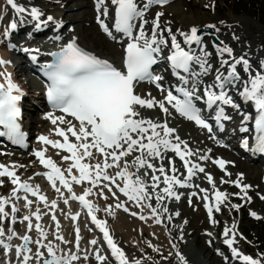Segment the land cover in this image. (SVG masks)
<instances>
[{"label":"snow or ice","instance_id":"snow-or-ice-1","mask_svg":"<svg viewBox=\"0 0 264 264\" xmlns=\"http://www.w3.org/2000/svg\"><path fill=\"white\" fill-rule=\"evenodd\" d=\"M167 2L168 0H144L141 4L139 0H110L111 5L115 6L114 29L116 32L123 33L130 41L125 49L122 68H117L108 60L85 51L77 45L75 39L62 47L58 53H54V63L46 66V74L50 81L47 89L49 102L54 109H58L77 121L78 126L72 121L66 120L64 116L54 118L49 114L47 118L51 120L52 124L56 125L59 121V124L67 126L63 129L60 127L55 129V134L62 137L63 142L51 140L43 135L39 137V141L43 144L70 153V156L62 157L64 161L69 159L72 161L67 169L62 171L51 158H46V150L38 151L35 155L45 168L51 170L47 174V179L56 191H60L59 188H56V182L59 181L60 185L71 194V199L78 200L82 207L88 210L92 223L103 232L104 239L119 264H128V260L125 253L113 241L106 228V222L97 219L95 212L99 209L86 199V197L93 194L92 189L97 187L101 180L115 183L116 178L119 177L124 182L122 187L117 185L119 191L139 207L151 208V214L156 223H161L160 212H167L166 207H161L162 201L166 196L175 197L179 200L180 196L172 191L173 185L185 187L187 186V180L181 181L174 175L178 168L171 160H169V164L173 175H168L163 165L157 168L149 162V158L162 159L164 152L171 151L183 161V167L187 169L188 179H191L196 171H205L199 164L191 163L186 158L194 155V153L189 149L187 142L181 140L178 135H175L174 139L172 138L175 133L174 128L169 127L166 121H153L150 118L142 117L138 108L152 109L158 107L163 113L169 114V109L165 105H171L181 116L194 121L198 126L207 129L211 133L212 127L205 122V119L201 116V110L193 102L194 99L203 100L208 109H213L216 106L215 120L219 129L223 131L224 125L221 121L229 120L231 117L225 114V109L221 105L231 106L234 109L239 108L232 96L228 94V89L235 88L243 100L246 103L250 102L255 110L254 115L244 114L243 123H250L251 127L242 126L241 131L251 133L255 142V147L252 149L254 152L264 153V61L260 62V69L253 72L248 59L243 56H233V50L230 47L217 46V54L220 57H224L226 54L230 59H221L220 68L216 69L214 81L204 86L203 96L196 95L198 88L189 89L183 86H177L174 89L183 97L182 99L174 95L173 90H167L164 99L160 101L151 97V94L145 98L136 93V85L142 81L155 82L157 88L162 92L165 91L159 83L163 78L151 71L152 66L158 62V56L163 52L162 46H169V40L164 37V31H167L170 37L171 54L168 55L167 59L174 75L178 77L183 85H188L193 76L197 78V82L202 83L199 77L208 75L212 70L209 60L211 53L206 50L203 37L198 35L199 29L197 27H192L188 33L178 30L179 35L183 37V44L188 46L187 50L182 47L181 42L177 40V34L173 33L171 28L160 30V16L163 13L156 14L152 21L151 34L146 33L144 25L148 21L144 17L148 8L153 3L163 5ZM6 3L18 14L28 12L37 21L42 15L35 8L29 11L18 5L16 0H6ZM101 8H103L101 14L107 17L106 0H97L98 13ZM47 19L51 21L52 17L49 16ZM137 21H140V23L137 24ZM97 22L100 24L101 29L109 37H112V31L100 19L99 15ZM10 27L15 29V22ZM206 27L215 28V25H207ZM216 30L219 31V29ZM193 45L197 46L198 51L192 48ZM4 63L5 61L0 60V64ZM238 65L242 66L246 78H242L241 73L237 70ZM225 67H227L226 74L225 71H222ZM196 68L199 69L198 72ZM0 75L3 74L0 73ZM6 80V85L0 83V126L6 129V132H0V136L6 134L15 142L20 143L23 139L18 123L20 116L18 102L21 99V92L18 86L12 83L10 77H7ZM217 89L219 91H216ZM69 134L75 138V142L70 141ZM243 147L246 149L249 147L248 139L243 140ZM92 149H95L103 157L102 162L96 164L82 163L86 158L93 157ZM136 151L140 155L136 156L130 164L125 162L123 168L116 173V176L108 174L107 169L114 166L120 168L119 162L121 159ZM207 158L206 156L201 157V159ZM214 163H218L221 169L225 167V161L223 160L214 161ZM131 167H135L137 170L140 168L151 169L153 173L151 180L154 183L148 185L137 173L129 171ZM73 168L79 172V177L72 175ZM0 169H3L0 171V176L7 175L13 178V184L19 186L17 190L22 189L26 193H31L32 196H37L39 201L47 206L48 201L45 196L39 195L38 188L34 189L28 183L21 182L14 172L7 170L6 166L0 165ZM65 172L71 177V182L80 184L82 181H88L92 187L85 189L82 195H76L73 193L71 182L66 178ZM156 172L163 175V183L166 187L162 189L163 194L156 192L155 197H153L152 192L148 189L151 187L154 192L159 187L160 176L156 175ZM147 174L145 172V175ZM207 179L210 184L213 183L211 175H208ZM237 186H240L239 183H237ZM103 187L112 192V188L108 184L103 185ZM213 189L215 190L214 184ZM245 189L246 186L241 191H245ZM201 191L205 192L204 199L208 200L207 191L204 189ZM99 194L105 199L108 198L104 196L103 192ZM214 195L216 210L219 211V205L225 200L226 194L214 191ZM153 198L156 201V206L146 203ZM7 203L8 200L0 198V214L5 216H7V213L4 211V206ZM64 203L67 204L68 200L65 199ZM31 204L32 201L28 200L27 205L30 206ZM56 206L55 201H53L51 208ZM205 206L211 217L213 208L207 204ZM116 207L120 208L123 205L117 204ZM124 210L128 211L127 208H124ZM12 211L15 212L17 209L13 207ZM108 211L111 214V210L108 209ZM132 215H136V213H132ZM252 215L255 216L256 214L252 213ZM35 216L37 220L40 219L38 212ZM140 218L146 219L143 216ZM23 219L29 221L28 230L31 231L33 225L30 217L25 216ZM52 219H56L55 215ZM72 219L76 220L77 216H73ZM35 227L40 236L46 239L47 234L41 229L40 225L36 224ZM57 227H59L58 221ZM76 232L78 247L80 239L78 228ZM3 234V230L0 229V236ZM224 235H229L228 229L225 230ZM8 238L12 239V236ZM22 239L25 246L18 249V254L31 251L30 248H27V245L32 243L31 238L25 235ZM57 239L63 241L62 236L57 235ZM35 243L47 250L49 258L44 260V264H71V261L78 259L75 255L57 256L56 250L51 244L44 245L40 241ZM226 243L231 246L233 239H228ZM91 244L95 245L96 241L92 240ZM233 254L240 255L236 249H233ZM37 255L42 256L43 253L38 252ZM177 255L182 264H186L185 258L179 253ZM29 259L30 257L25 255L23 264H27ZM97 259L102 261L104 258L97 254ZM243 261L244 264H260L259 260L248 256H244ZM136 264H139V261Z\"/></svg>","mask_w":264,"mask_h":264},{"label":"bare ground","instance_id":"bare-ground-1","mask_svg":"<svg viewBox=\"0 0 264 264\" xmlns=\"http://www.w3.org/2000/svg\"><path fill=\"white\" fill-rule=\"evenodd\" d=\"M44 0H16V3L24 8H28L30 11L31 9L35 8L39 10L42 15L40 18L45 17L44 20L39 19V21L35 20L32 18L28 12H25L24 14L27 16L28 20L31 21V23H27L26 21L24 22H18L16 21V15L18 14L15 10L9 7L8 4L5 2V0H0V58L5 61L4 66L0 68V73L4 74L7 73L8 76L10 77L12 83H14L17 86H20V88H26V86L29 85H35L33 81L30 79L26 82L23 86H21L20 82L18 83L17 75H21L24 73V70L27 69V66L23 65L25 62L29 61V53H35L34 50H40L43 51V46L42 44H39L38 41H36L37 38H39L43 33H46L47 28L50 26L55 27V26H61V31L59 32L58 36L64 38V35L68 37H73L76 42L84 47L86 50L98 55L99 57L108 60L110 63H112L114 66H119L123 60L124 52L122 50V47L115 42L110 45L106 46L104 43H102L97 37L94 35V31L90 29V32L88 35L83 34V30L81 28H74L75 31L70 32L68 29H63V25L65 24V19L61 17V12L63 9H67L69 7L68 3L71 0H58L57 2V7L56 9H51V8H46L44 4H41V2ZM173 0H168L167 4L165 6H161L160 4H155L154 3L148 8L146 15L144 17L145 20L148 21L147 24H145V31L147 34H151V29L153 27L152 21L154 20L155 16L157 13H163L162 16H160V30H165L166 28H171L173 33L177 34V40L181 42L182 46L188 47L187 45L183 44V37L179 35V31H183L185 33L190 32V29L192 27H197L198 29L202 28H207V25H215V28H210L213 30L215 33V37L219 40L220 46L224 47H230L233 50V56L235 57H241L244 56L247 59L249 57V62L252 65L253 72L257 71L260 69V58L264 57V52L261 53L260 55H255V48L256 46H252L250 49L252 50L249 53V50H237L235 48L236 46V41L237 39L235 36V32L239 31L240 25L238 19L235 15L229 14L227 15L228 18L231 19V24L224 25L222 23V18L219 17V15L216 13L215 7L212 5L213 0H195L199 5L202 7H210L212 9V12H204L201 10H196L192 11L190 8H188L186 5L182 4H173ZM139 2L142 4L144 0H139ZM26 3H30L26 5ZM41 4V5H39ZM83 4V2H82ZM81 4V5H82ZM106 5L108 8V12L111 14L112 10L114 9V5H111L110 0H106ZM43 6V7H42ZM77 6V5H76ZM84 7H88L89 10L87 11L86 14H91L95 20L97 19V14L100 16L102 15L101 13L103 12V8L100 9V12L98 13L97 11V0H88L85 4ZM69 8H73V5H71ZM74 15V14H73ZM51 16L52 20L49 21L47 18ZM69 20H79L78 17L74 16H69L67 17ZM104 22H107L109 19H104L101 18ZM84 23L89 24V18L84 20ZM15 22L16 27L15 29H12L10 25ZM244 22V21H242ZM54 23V24H53ZM86 24V25H88ZM138 24V22H137ZM239 25V26H238ZM35 27L32 30V33L28 34V37L24 39L23 45L20 42V37L17 38V40H12V37L10 35H16L18 33L24 34V33H29L31 31L28 28ZM70 26H73V24H69L67 27L69 28ZM237 27V28H235ZM216 29H219L217 31ZM159 31V30H158ZM24 32V33H23ZM164 37L169 40V46L168 47H163V52L161 53L163 58H167L168 54L171 53L170 49V37L168 36L167 31L163 32ZM21 36V35H20ZM114 36V39H118L120 41L124 40V37L122 36ZM204 40V44L206 46V50L211 53V56L209 57L210 63L212 65V70L210 73L206 76H201L199 77V80L202 81V83L197 82V78L193 76L194 80V88H198L199 90L196 92L197 96H203V89L204 86L207 84H211L214 79H215V74H216V69L220 68V61L221 59H230L227 57L225 54L224 57H220L217 54V47L213 46V44L210 42L209 37L207 36H202ZM67 41L66 39H64ZM19 41V42H18ZM28 42V43H27ZM33 44V46H32ZM26 45H29L26 50H23L22 48L25 47ZM219 46V47H220ZM35 47L37 49H35ZM193 49H197L196 45L192 46ZM11 49V50H10ZM264 49V48H263ZM13 51H19V54L22 55L23 52H25V55L22 56L23 62L22 63H17L11 58V53ZM258 52V50H256ZM262 51V50H261ZM259 50V53L261 52ZM38 53V51H37ZM249 55L248 57L246 55ZM258 54V53H257ZM217 59V65L213 64V60ZM24 68L22 69V67ZM195 67V66H194ZM227 71V67L224 68ZM222 69V71H224ZM17 70V71H15ZM237 70L241 73L242 78H246V74L243 72L242 66H237ZM196 71L198 72L199 69L196 68ZM28 74V73H27ZM226 74V73H225ZM30 75V74H29ZM3 75H0V77ZM27 76V75H26ZM25 76V77H26ZM31 76V75H30ZM32 77V76H31ZM25 79V78H24ZM175 79L169 80V82H173ZM23 91V89H22ZM216 91H219L218 89ZM237 91L235 88L228 89V94L232 96L234 102L239 105V108L237 110H233L232 107L230 109L232 112H229L228 110V116L231 117L230 122L225 124L223 131L219 129V127H216L211 133H204L200 129L195 128L191 122L188 121H183L180 118H175V116L172 115V112L169 108L168 105H165L169 109V114L163 113L158 107H154L152 109L148 108H138V111L140 112L141 116L144 118H150L153 121H160V122H167L168 126L171 128L175 129V133L173 134V139L175 135H178L181 140L187 142L189 149H191L194 153V155L190 157H186L187 159L190 160L191 163L199 164L201 167L204 168V172H199L196 171L195 174L191 179H188L187 176V171H185L182 167L181 160L179 159L180 163L178 162V156L175 155V153L171 151H167L163 153V158H157V159H151L149 158V162L154 164L157 168L163 165L165 167L166 173L168 175H173L171 172V165L169 164V160L172 161L173 164L178 168V171L174 174L178 179L181 181L187 180V186L185 187H180L179 185H173L172 191L175 192L177 195L180 196V199L177 200L175 197H165L164 200L162 201L161 207H166L167 212H160L161 216V223H156L155 218L151 214V208L148 207H139L134 201H129L127 197H125L120 191L117 185L120 187L123 186V181L117 177L115 183H110L109 181H103L101 180L99 182V185L97 187H94L92 189L93 194L86 197V199L92 203L96 208L99 210L95 212V215L98 220H102L99 215V212H103L105 218L102 221H107L106 217L108 215H112L113 213L116 214V221H117V226L116 227H109L106 222V228L108 229L110 235L113 238V241L115 244L124 252L125 249L127 248L128 245L126 244H120L119 243V235L122 233L126 239H128L129 246L132 248L140 246L141 249L144 250V247L142 245H139L138 242H142L143 240L146 239V236L142 234L143 230L147 231L148 238L152 240V242H162L164 244V249L165 251L169 252L171 255L179 253L182 255L185 260L188 258H191V255L194 254L196 258L199 259L200 256H202L204 253L210 254L211 257H209L210 263H217L218 264H223L224 261L219 259L218 253L216 249H226L229 247V245L226 243L228 239H233L232 246L234 248L238 247L240 245L241 237L236 234V231H230L229 229V235L225 236L224 233L225 231L220 230V226L222 224V221L219 219L217 216L218 211L216 210V201H215V195L214 191H220L226 194L225 200L220 203L219 205V212H222V207L225 205L226 202H230L235 198H244L247 199L245 193L246 191L251 193L252 189H250L246 185H242V188L246 189L245 191H241L242 194L235 195L233 194L234 190H237V187L232 185L228 186V178H220L221 176H224L226 172H229L231 176L234 178L230 180H233V184L242 183V181L245 180H252L255 181L254 175L259 173V167H253L251 165H248L242 161H240L239 158L236 156L243 157L245 160L248 162H254L257 161V158L262 159V155L264 153H258L254 152L251 155H244L239 152V150L234 146L233 144H230L232 139L236 136H241V137H248L249 136V142L252 145V149L255 147V142L252 139L251 133H245L241 131V127H251V124H244L243 123V117L244 114H247L249 111V107L246 104H242L240 101V98L238 95L236 96ZM136 93L141 95L142 97L147 98L149 94H151V97L155 98L157 101L163 100L162 99V92H158L155 89H147L144 88L143 85H138L136 86ZM22 94V93H21ZM40 93L35 92L34 96L36 95L39 96ZM30 102L31 99H29ZM202 105L203 107H206L205 103L203 100L197 101ZM239 102V104H238ZM23 106V105H22ZM31 106V104H30ZM223 107V105H221ZM18 107L21 108V104L18 105ZM33 107L29 110H31ZM207 108V107H206ZM27 112L29 111L26 109ZM212 109H208L205 112H208ZM29 113V112H28ZM29 115V114H28ZM44 119L41 118H35L32 117L30 120H34L32 122H26L27 127H28V133L31 138V141L35 140V135L34 131L39 132L36 135V142L41 145V143L38 141V137L41 135H53V124L50 119H48L47 115L43 114ZM34 122V123H33ZM39 124V127L36 128L35 126ZM78 126V125H77ZM50 128V129H49ZM244 134V135H243ZM240 137V138H241ZM237 140V143L239 139ZM75 141V138H73ZM224 145H229L230 150L225 151L222 150L221 146ZM49 150L48 154L52 157L55 158L54 162L60 166L63 170L67 169L72 161L69 159L68 161H64L62 157H64L63 154L60 153L61 149L54 148L52 146H49L47 148ZM95 149H93L94 151ZM96 151V150H95ZM163 151V150H162ZM59 153V154H58ZM98 154V153H97ZM214 156H212V155ZM140 153L138 151L133 152L131 155L124 157L121 159L120 163V168L117 167H111L107 169V172L110 176H116V173L120 171L125 162H128L129 164L135 159L136 156H139ZM31 156V155H30ZM202 156L208 157L207 159H201ZM256 156V158H254ZM95 157L96 154H95ZM95 157H92L90 159L86 158L85 160L82 161V163H90V164H96L97 162H102L103 157L99 155L96 160ZM5 155H2L0 153V160L4 159ZM211 158H213V161H218V160H223L225 161V167L224 169H221L217 163H214L213 165L211 164ZM34 159L33 156L28 159V161L33 162V164H30L31 170L29 171L30 173L28 174V177H24L21 175L22 171L25 170V168L29 165L25 164L24 166L20 165V162H16L15 160H7V162H3L1 165H7L12 167L13 169L17 170V177H19L21 182H26L28 183L32 188L39 189V186L36 187L35 183H29L32 182L35 177L39 175L38 170L34 164ZM256 159V160H255ZM10 162V163H8ZM13 162V163H11ZM29 164V163H28ZM29 168V167H28ZM264 169V163L263 167ZM29 170V169H28ZM1 171V169H0ZM130 172L137 173V175L148 185H151L154 183L151 180V175L152 170L151 169H146V168H140L137 170L135 167L129 168ZM145 172L148 174L145 175ZM24 173V172H23ZM68 179L71 182V177L65 172ZM140 173V174H139ZM222 173V175L219 176V174ZM264 174V170L262 171ZM156 175L160 176V181H159V187L155 189L153 192L151 187H149L148 191L152 192L153 197H155L156 192L162 193V189L166 187V185L163 183V175L160 174L159 172L155 173ZM26 175V174H25ZM72 175H75L79 177V172L73 168L72 169ZM208 175H211L213 178V183L208 182ZM220 178V179H219ZM3 178H0L2 180ZM257 179V178H256ZM13 180V179H12ZM12 180H10V189L7 190V193L9 192V195L7 196L6 194H0V198H4L8 200V203H10V200H22L24 203L27 204V201L30 200L34 205H39L37 204V200L31 199V193H26L22 189L17 190L19 186L17 184H13ZM244 180V181H245ZM9 181V180H8ZM39 181V178H38ZM202 183V186L201 184ZM72 184V190L73 193L76 195H82L84 190L92 187V185L88 181H82L80 184H76L74 182H71ZM108 184L109 187L112 188V192H109L107 188H104L103 185ZM213 184L215 185V190L213 189ZM5 185V184H4ZM227 189L225 191L224 189ZM8 189V188H7ZM202 189L207 191L208 195V200L204 199L205 192L201 191ZM259 189V187H258ZM241 190V188H240ZM103 192L104 196H107L108 198L105 199L103 196H101L99 193ZM237 192V191H236ZM240 192V191H239ZM15 193V194H14ZM40 193V192H39ZM54 194H58L59 198H61V204L63 205L64 200L67 199L68 203H64V209L65 211L61 213V218L62 222L65 224H70L71 229H73L75 232L77 228L80 230L84 225L88 226L91 230V233L93 234H99L101 230L97 227V229H93L90 224L87 222V218H91L88 215V210L79 203L78 200H70L69 196L71 195L69 192H64L60 190L59 192L55 191L52 192ZM115 193V195H113ZM195 193V195H193ZM41 194V193H40ZM192 195V196H191ZM11 196V197H10ZM192 199L193 200V206L190 207L188 206L187 199ZM251 199V198H250ZM15 201V202H16ZM55 203H59V200H54ZM175 201V203H174ZM201 201L202 205V212L198 210V205ZM14 202V204H15ZM41 202V201H40ZM180 202V205L177 203ZM7 203V204H8ZM12 203V202H11ZM10 203V204H11ZM146 203H151L153 206H156V201L153 198L151 201H147ZM205 203L209 204L212 208V214L211 217L209 214L204 213V205ZM74 205L73 210H70V205ZM117 204H122L123 207H116ZM175 204V205H174ZM251 204L257 205L259 202L255 198V196L252 197L251 199ZM57 205V204H56ZM174 205V206H173ZM260 205V204H259ZM259 207V206H258ZM124 208H127L128 211H125ZM24 214L26 216L30 217L31 224L37 223L39 224V221L37 219H33L31 209L28 208L27 206L24 207ZM108 209L111 210V214L109 213ZM243 209V208H242ZM229 213L231 212L230 209L228 208ZM132 213H136V215H132ZM77 215V221L75 222L72 217ZM207 215V216H206ZM146 217V219H141L140 217ZM253 216V215H252ZM257 214L253 217H256ZM25 216H22L19 220V222L23 223L24 225V230L18 235L17 240L13 243L9 238H4L6 240H2L4 243L7 244V248L5 249L8 251L9 246L12 247V244L14 245V248L10 247L11 249H14L16 252V249L19 245L22 243V237L25 235L30 236L31 232H34V235L39 233L36 229H31L32 231L28 230V223L29 221L24 220ZM170 217V218H169ZM13 219V218H12ZM243 219V218H242ZM245 219V218H244ZM15 221V220H14ZM245 221H248V218L245 219ZM33 222V223H32ZM171 222L172 224V230L169 232L167 230V225ZM82 225V227H81ZM223 225V224H222ZM202 227H207V230L209 233L207 234H199V229ZM228 227V226H227ZM243 227V226H242ZM61 228L60 224L57 229ZM180 229V232H177V230ZM187 228H189L188 231ZM229 228V227H228ZM237 230L239 232H242V236L244 237L245 233L241 228V225L238 223L236 226ZM248 231V230H247ZM99 232V233H98ZM93 234V237L91 236V240L89 241L87 245V249L91 248L93 252L98 254L97 252V245L98 243V238ZM103 234V232H102ZM81 237H84V232H81ZM194 240H189L188 237H195ZM1 237V236H0ZM213 237L215 238H220L222 241L214 242L212 241ZM76 238V237H75ZM250 238V237H249ZM39 239L36 238L35 240ZM8 240V241H7ZM95 240L96 244L93 245L91 244V241ZM39 241V240H37ZM60 241V240H59ZM254 241V240H253ZM11 245H10V243ZM175 244H174V243ZM182 243L184 246L181 250L180 248H177V246ZM192 243H194L196 250H194V246H192ZM254 243V242H253ZM16 244V245H15ZM100 245V244H99ZM246 245V244H245ZM39 247L38 245H36ZM0 247L2 250V243L0 242ZM179 247V246H178ZM257 247V246H256ZM4 248V247H3ZM19 249L21 247H18ZM248 252L247 254L252 257H254L255 254L254 251L252 250L251 247H244L241 246L239 251L244 250ZM255 248V247H254ZM259 248V247H258ZM257 248V249H258ZM42 248H39L38 252L43 253L42 256L33 257L31 256L32 254L29 255L28 252H21L19 256H17V263L18 264H23L24 261V256L27 255L30 257L28 260L27 264H39L42 260H45L48 258V253L46 248L44 250H41ZM215 249V250H214ZM202 250L204 252H202ZM6 256H8L9 252H6ZM237 251V249H236ZM12 252V251H11ZM62 252V251H60ZM64 252V251H63ZM60 255H64V253ZM242 252V254H243ZM203 253V254H202ZM245 253V252H244ZM4 254V253H3ZM13 254V253H12ZM70 254V253H69ZM75 254V253H73ZM239 256H234V260L231 261L229 264H244L242 261H239L237 257H241V252H239ZM163 252L159 251L156 253V256H162ZM5 256V257H6ZM11 256V254H10ZM58 256V255H57ZM76 256V255H75ZM126 256V254H125ZM178 256V255H177ZM179 257V256H178ZM8 258V257H6ZM14 258V257H13ZM127 258V257H126ZM10 259V258H9ZM202 259V258H201ZM255 260H259L260 264H264L262 259H256L252 258ZM128 260V258H127ZM14 261V260H13ZM108 261V260H107ZM202 261V260H201ZM1 262V261H0ZM3 262H5L3 260ZM7 262V260H6ZM109 262V261H108ZM12 263V262H11ZM16 263V261H15ZM14 263V264H15ZM16 263V264H17ZM110 263V262H109ZM201 263V262H200ZM203 263V261H202ZM2 264V263H1ZM9 264V263H8ZM104 264V263H102ZM112 264V263H110ZM128 264H131L128 260ZM199 264V263H198ZM204 264V263H203ZM228 264V263H227Z\"/></svg>","mask_w":264,"mask_h":264},{"label":"rangeland","instance_id":"rangeland-1","mask_svg":"<svg viewBox=\"0 0 264 264\" xmlns=\"http://www.w3.org/2000/svg\"><path fill=\"white\" fill-rule=\"evenodd\" d=\"M87 1L88 0H71L68 3V5H69V7L71 5H73V8L68 7L67 9H63V11L61 12V17H63V19L66 20L65 24L68 23V25H69L71 23V24H73L74 28L75 27L81 28V30H83V34L85 36L88 35V33L90 32V29H92L94 31L95 37H97L102 43H104L106 46L112 45V43L110 41L105 39L99 33L97 27L95 26L92 13L90 15L86 14L87 11L89 10V8L84 7V4ZM248 1L250 2V4L253 3L256 7H263L264 6V0H213L212 5L215 7L216 13L219 15V17L222 18V23L224 25L231 24V22H230L231 19L228 18V16H227L229 14H233L238 19H240V21H239L240 26L238 25L240 27V29H239V31L235 32V34H237V36H235V38L237 39L235 48L237 50L245 51V50H249L252 46H256L255 48H253L255 50L254 53H255V55H260L261 53L264 52V49H263L264 48V27L260 24L258 19L254 16V14L252 13V10L251 9L248 10L249 9L248 3H247ZM5 2H6V0H5ZM57 2H58V0H44L41 2V4H44L46 8L56 9ZM82 2H83V4H82ZM172 2H173V4L186 5L192 11L201 10L204 12H212V9L210 7H202L197 2H195V0H173ZM27 4L30 5V3H26V5ZM41 4H39V5H41ZM8 6L10 7V5H8ZM69 16L70 17L76 16V17H78L79 20H74V19L69 20V19H67V17H69ZM87 18H89V24L84 23L85 22L84 20ZM40 19L44 20L45 17H42ZM16 21H18V22L26 21L27 23H31V21L28 20V18L25 14H17L16 15ZM242 21H244V22H242ZM86 24H88V25H86ZM64 25H63V27H64ZM235 28H237V27H235ZM73 31H75V30H73ZM24 34H21V35H24ZM10 36L12 37V40H15V41L17 40L16 36H13V35H10ZM32 46H33V44H32ZM256 50H258V52ZM259 50L260 51L262 50V51L259 53ZM251 51L252 50L250 49L248 54H250ZM248 54L246 55L247 57L249 56ZM244 56H245V54H244ZM247 59L249 60V57ZM216 60L217 59H215L213 61V64L215 63V65H217ZM261 61H264V57L260 58V62ZM224 71H225V73L227 72L225 69H224ZM29 74L30 73H28V74L26 73V74H24L23 77H19V79L23 80L25 78L24 81H27L30 79L31 81H33L35 83V85L34 84L29 85L30 89H29L28 93L32 94L30 92V90L34 91L35 88H37L39 82H35ZM144 88L150 89L151 87L150 86H144ZM235 92H236V96L237 95L239 96L238 92L237 91H235ZM39 97H41V96H37L35 98L37 99ZM37 102L39 103L38 99H37ZM25 104H26L25 108H27L29 110L31 108L30 103L25 102ZM39 106L41 107L42 103H39ZM33 108L28 111L29 113L28 112L26 113V115L28 116V117L26 116L28 118V120L30 118L32 119V117H35L37 119L41 116L40 115V109L36 110L35 108L34 109ZM33 110H35V111H33ZM35 127L38 128L39 124H37ZM36 132L37 131H34V135H36ZM235 138H236V136L232 139L230 144L233 143V140ZM236 142H237V139L234 140L235 145H236ZM227 146H229V145H227ZM222 147H223V145L221 146V148ZM222 150H225V149L222 148ZM92 151H93V149H92ZM2 152L9 154L10 157L12 156V158H13V155L25 158L24 161L19 160L18 162H20L19 164L22 166H24L25 164L29 165L21 173L22 176L27 178L28 174L30 173L29 171L31 170L30 164H33V162H30V161L27 162L28 158L31 155V152H29L27 154H17V153L9 152L6 150H2ZM93 154H94L93 157H95V154H96L97 157H95V158H96V160H98L97 158L99 157V153L97 154V152L94 150ZM212 156H214V155H212ZM236 157L239 158L240 161H242L248 165H251L253 167H259V173L254 175V177L257 178V179L255 178V181H252V180L250 181V180L244 179L245 181L243 180L242 183L238 182L240 185L238 187H237V184H233V180H230L231 177H232V179L234 178L229 173L230 171L226 172L224 176L220 177V178H228L229 179L228 180V186L234 185L237 187V190H234V192H233V194H235V195L242 194L240 188L242 189V185H246L247 183L248 184L246 186H248L250 189H252L251 193H249L247 191L245 192V193H247V194H245L247 199H244V198L242 199L240 197L235 198L232 201L225 203V205L221 208L222 212L218 211L217 216L219 217V219L222 221V224H223V225L221 224L220 230L224 231L226 228L228 229L229 225H232V230L236 231V234H238L242 238L241 239L242 242L236 248H234L232 245L231 246L234 249H237V252H238V249L241 248V246L251 247L252 250L254 251L253 254H255L254 257H252V258L262 259L264 262V180H263L264 174L262 173L263 164H261L258 161H254L251 163V162H248L247 160H245L243 157H238V156H236ZM213 160L214 159L211 158V164L212 165L214 164ZM220 175H222V173H220L219 176ZM30 183H35L36 187L39 186V192L41 193V195L45 196L47 201H48L47 206L43 202H40V201H37V204H39L37 206L34 205L33 203L30 206H28L22 200H19V201L18 200L16 201V199L12 200V201L10 200V203L11 202L12 203L11 204L8 203L4 206V211L7 213V216L0 214V229H2L3 233H4L0 237V242L4 243L2 240H6L4 238H6V237L8 238L9 236H12V239H10V240L13 243L15 242V240H17L18 235L22 232V230H24V225H23V223L19 222V220L22 216H26V214H24L23 212L25 210L24 207L27 206L28 208L31 209V212H32L31 217L33 219H36L35 214L38 212V214L40 216V219L38 220L39 225H40L41 229L47 234L46 239H44L40 236V233H37L36 235H34V232H31L29 237L31 238L32 243H29L27 245V248L31 249V251L28 253H29V255L32 254L31 256L33 257V259L35 257H37V253L39 251L38 250L39 248H42L41 250L45 249L43 247H37L36 246L37 243H35V242L37 240H39L41 242V244H44V245L51 244L54 247V249L56 250V254L58 256L76 255L78 257V259L71 261V264H95V260L97 258H95L93 250L91 248H89V249L86 248L89 241L91 240V238H90L92 236L91 232H89L85 226L82 227V225H81L82 229H80V233H79V237H80L79 246L77 247V234L73 233V229H71L70 224H67V223L64 224L62 222L61 213L65 211L64 206H63L65 204L64 203H63V205L61 204L62 200H61V198L58 197L59 195L54 194L50 191H47V189H45L41 185V183H39L38 177H35V179H33L32 182H30ZM200 184L202 186V183H200ZM258 187H259V189H258ZM9 189H10V183L6 179L0 180V194H6L8 196L9 192L7 193V190H9ZM224 190L227 191L226 188ZM253 196H255V198L259 202V204H260V205L258 204L259 207L257 205L251 204V199ZM31 199H33L32 195H31ZM54 200H59L60 202L56 203L57 206L55 208H51V203ZM14 202H15V204H14ZM174 203H175V201H174ZM177 203L180 205V202H177ZM187 203H188V206H190V207L193 206V200L192 199H190V198L187 199ZM235 206H239V207H235ZM13 207H15L17 209V211L13 212L12 211ZM73 208H74V205L73 204L70 205V210H73ZM228 208L231 211L230 213L228 211ZM198 210H200L202 212L201 201L198 205ZM252 213L257 214L256 217H259V218L253 217ZM53 215H55V217H56L55 220L52 219ZM97 215H99V217L102 220L105 218L103 212H99V214H97ZM244 218L245 219L248 218V221L246 222ZM116 219L117 218H116L115 213H113L110 216L108 215V217H106L107 225L111 228L116 227L117 226ZM57 221L59 222L60 227H61L59 229H57ZM238 223L241 225V228L245 233L244 237L242 236L243 233L239 232L236 228ZM36 224L37 223H33L32 230L36 229V227H35ZM233 225H235V227H233ZM180 229L181 228H179L177 230V232H180ZM188 229L189 228H187V230ZM167 230L169 232H171V230H172L171 222L167 225ZM82 231L84 232V237H81V235H80ZM188 231H190V230H188ZM13 233H14V235H13ZM204 233L205 234L209 233V231L207 230V227L206 228L202 227L201 229H199V234H204ZM142 234H144L146 236V239L143 240L141 243L138 242V244L142 245L144 247V250L141 249L140 246L135 247V248L130 247L129 243H128V239H126L122 233H120V235H119V237H120L119 243L128 245L127 248L125 249L124 253L126 254V257L128 258V260L131 264H136L137 261H139V264H182V261L180 260V258L177 255H175V254L171 255L169 252L165 251L164 249H161V248L165 247L162 242H158V243L152 242V240L150 238H148V234H147L146 230H143ZM57 235L62 236L63 241H61V240L59 241V239H57ZM38 236H39V239L35 240L36 238H38ZM195 238H196V236L195 237H188L189 240H194ZM212 241L218 242V241H222V240L220 238L213 237ZM10 245H11V243H10ZM178 246H177V248H180V246H181V250H182L184 245L182 243H180ZM192 246H194L193 248H194V250H196L194 243H192ZM10 247L11 246H9L8 251H6L5 249L1 250V247H0V261H1L0 264L1 263L2 264H8V263L14 264L15 261L17 263V261H18L17 256H19V254L17 256L14 254L15 253V252H13L14 249H11L12 247L14 248L13 244H12V247L11 248ZM19 247H21V245H19ZM243 250H244V248H243ZM5 251L6 252L10 251L8 256H6ZM60 251H62V252L64 251L63 252L64 255H60V254H62V252H60ZM159 251L163 252L162 256H156V253ZM216 251L218 253L219 259L224 261L223 264H227V263L229 264L231 261L234 260L233 255L227 254L229 251V247L224 249V250L216 249ZM202 252H204V251L202 250ZM239 252H241V257L240 258L237 257V259L239 261H242L244 263V261H243L244 256H248L251 258V256L248 255L247 254L248 252H246L245 250H244L245 253L243 251H239ZM242 252H243V254H242ZM73 253H75V254H73ZM10 254H11V256H10ZM5 256L8 258H6ZM209 257H211L210 254L204 253L198 259V258H196V256H194V254H192L191 258H188L187 260H185V262H186V264H198V263L199 264H203V263L204 264H218V262L217 263H210ZM3 260L5 262H3ZM6 260H7V262H6ZM201 260L203 261V263ZM103 263L104 264H110L108 261H104ZM31 264H32V262H31Z\"/></svg>","mask_w":264,"mask_h":264},{"label":"trees","instance_id":"trees-1","mask_svg":"<svg viewBox=\"0 0 264 264\" xmlns=\"http://www.w3.org/2000/svg\"><path fill=\"white\" fill-rule=\"evenodd\" d=\"M248 10H252V13L254 14V16L258 19V21L260 22V24L264 27V6L263 7H256L253 3L250 4V2L248 1Z\"/></svg>","mask_w":264,"mask_h":264},{"label":"water","instance_id":"water-1","mask_svg":"<svg viewBox=\"0 0 264 264\" xmlns=\"http://www.w3.org/2000/svg\"><path fill=\"white\" fill-rule=\"evenodd\" d=\"M207 34L211 38V42L214 43L216 46L219 45L218 39L214 36V32L208 28L199 29L198 35ZM41 264H44V260Z\"/></svg>","mask_w":264,"mask_h":264}]
</instances>
